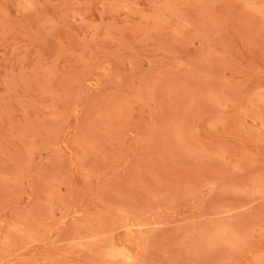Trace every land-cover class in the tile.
I'll return each mask as SVG.
<instances>
[{
	"label": "rangeland",
	"instance_id": "1",
	"mask_svg": "<svg viewBox=\"0 0 264 264\" xmlns=\"http://www.w3.org/2000/svg\"><path fill=\"white\" fill-rule=\"evenodd\" d=\"M0 264H264V0H0Z\"/></svg>",
	"mask_w": 264,
	"mask_h": 264
},
{
	"label": "bare ground",
	"instance_id": "2",
	"mask_svg": "<svg viewBox=\"0 0 264 264\" xmlns=\"http://www.w3.org/2000/svg\"><path fill=\"white\" fill-rule=\"evenodd\" d=\"M129 258V257H128ZM128 260V259H127Z\"/></svg>",
	"mask_w": 264,
	"mask_h": 264
}]
</instances>
